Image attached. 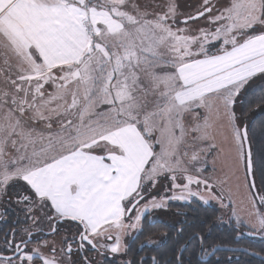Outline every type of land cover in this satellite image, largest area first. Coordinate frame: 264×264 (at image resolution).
Segmentation results:
<instances>
[{"label": "snow or ice", "instance_id": "1", "mask_svg": "<svg viewBox=\"0 0 264 264\" xmlns=\"http://www.w3.org/2000/svg\"><path fill=\"white\" fill-rule=\"evenodd\" d=\"M153 8L139 0H0V196L18 184L24 213L0 242V264H92L87 251L128 256L146 225L160 223L155 210L193 198L232 207L237 225L264 232L256 184L259 173L264 185V155L256 159L234 110L241 90L264 75V0H230L215 14L203 0L183 21L207 17L196 29L175 26L176 0ZM41 122L47 131L32 126ZM221 143L232 162L204 176ZM161 178L170 186L153 195ZM241 187L246 221L235 211ZM197 239L203 248V235L188 232ZM155 243L146 235L139 249ZM120 264L161 261L146 253ZM170 264H185L179 250Z\"/></svg>", "mask_w": 264, "mask_h": 264}, {"label": "flooded vegetation", "instance_id": "2", "mask_svg": "<svg viewBox=\"0 0 264 264\" xmlns=\"http://www.w3.org/2000/svg\"><path fill=\"white\" fill-rule=\"evenodd\" d=\"M18 187L19 185L17 184L8 188L9 193L7 192V194H9V196L7 195L5 196L4 199L6 202L2 203L0 207V242H2L5 232H10V229L12 227L17 226L13 223L14 221H16L18 218L20 220H23L24 213L23 211H21V205H18L15 200L17 198L15 193L17 192ZM9 200H11L12 202ZM170 204L176 206H172L171 209L170 207H167V209L165 210L166 212L165 215L159 216L157 214H153L159 218L160 220L159 224H156L151 227H148L146 225V230L144 234H148V232L152 230L158 231V229H162V231L155 232L151 235L152 238L156 241V243L153 245L145 246L144 251H141L139 249L140 241L144 239V237L142 239V237L140 236L139 239L135 240L132 243L131 245L132 251L128 254V256H124L121 254L113 255L111 253H105L101 255L94 251H87L83 255H87L92 260V264H120L121 260H127L133 257L136 260H139V258L141 256H144L146 253L149 257L153 254H157L158 259L161 261V264H170V262L174 259L173 251L175 252L176 250L177 253V250H179L180 252L181 250L180 245L186 244V248L183 249L181 252V254L185 258V264H189V259L188 256L186 255L189 254L190 247H192L193 250H197V254L195 258L199 262V264H251V261L249 262V258L256 259L264 263L263 260L257 259L247 254L244 251L216 250L213 255L209 256L210 252L213 250L215 246H224V247H232V248H244L249 251L259 253L264 257V253H262L260 247L252 245V243L257 240H261L264 242V238L255 231H252L244 226H238L234 224L232 226L234 228L235 234L234 236H232L233 239L231 240L232 243L234 244L228 245V244L216 243L212 245H207L206 243H204L203 248H201L198 239L195 242H191L187 240L188 232H190L189 231L190 228H188L187 225L191 223L190 216L187 213L190 210V205H192L193 208L194 207L196 208V206H201V205L207 206V205H204L203 203L194 200L190 202L170 203ZM201 211H203L202 207H200V212ZM37 215H39V213H37ZM181 222H184L185 225V233L183 235H180L177 232V229L181 227ZM19 226L22 227L23 224ZM195 226H197L196 223L194 224V227ZM37 227L41 228L43 232H47L48 230V225L46 222H42L38 224ZM67 227H69L68 224L62 223L60 225L61 232H63L64 228ZM43 232L37 233L36 235L40 236V238H45ZM248 232L254 233L258 235V237H250L246 235V233ZM164 233H167L166 236L168 238H166ZM17 238H19V235ZM183 239L184 241L179 244V241ZM249 241H251V243H248ZM205 250H207L209 253L207 256L204 255Z\"/></svg>", "mask_w": 264, "mask_h": 264}, {"label": "trees", "instance_id": "3", "mask_svg": "<svg viewBox=\"0 0 264 264\" xmlns=\"http://www.w3.org/2000/svg\"><path fill=\"white\" fill-rule=\"evenodd\" d=\"M257 80L258 82L247 88L239 98V106L236 113L242 121V126L246 125L248 128L253 154L256 159L259 160L260 156L264 155V105H260L258 103V99L261 94V90L264 89V78L262 79L259 77ZM256 184L259 188L264 190V185L261 184L259 173L257 174ZM172 206L176 205H171L169 203L168 207H170V209ZM200 207L203 209L201 212ZM187 214L190 216L191 224H193V226L195 223L197 224L194 228H190L189 231L196 230L201 233L204 237V243L207 245L216 243L228 245L234 244L231 241L233 239L232 236L235 234L233 226L225 225L218 221V211L215 207L201 205L193 208L192 205H190V210ZM160 231H162V229H158V231L152 230L149 231L148 234L141 235V237L143 239L146 235H152L153 233ZM166 238L168 237L166 236ZM183 241L184 239L179 241V244ZM248 243H251V241ZM252 245L260 247L262 253H264L263 241H254ZM173 253L175 256L176 250L175 252L173 251ZM196 254L197 250H193L192 247H190L189 254L186 255L188 256L190 264H199L195 258ZM250 261L251 264H264L256 259L249 258V262Z\"/></svg>", "mask_w": 264, "mask_h": 264}, {"label": "rangeland", "instance_id": "4", "mask_svg": "<svg viewBox=\"0 0 264 264\" xmlns=\"http://www.w3.org/2000/svg\"><path fill=\"white\" fill-rule=\"evenodd\" d=\"M139 2L142 5H148V10H159V9H154L153 6L155 4H160L162 3V0H139ZM203 0H176V3L178 4V16H177V20H176V27L179 28H184V27H189V28H193L196 29L197 27H206V20L207 17H205L202 20H197L195 22H189V24H184L183 21L185 19L186 16L189 15H193L196 11V9L202 4ZM230 0H212V5H213V14L216 13V11L218 9H222L224 7H227L229 4ZM218 46V45H217ZM260 78H264V75H261ZM259 77L254 78L253 80H251L239 93V95L236 97V101H235V105H234V110L235 112H237L238 110V106H239V98L241 97V95L243 94V92L251 87L252 84L258 82ZM201 114V116L204 113L203 109H199L198 110ZM237 114V113H236ZM195 113H190L187 114L185 116V121L186 123H193V117H194ZM240 126H242V121L241 119L239 120ZM39 126H42L41 128L44 129V125H40L37 124ZM56 125H53V130H55ZM46 130V129H45ZM221 147H223L224 152L220 155L219 159H215L214 162V158L217 157V153L219 152V148L214 151L211 155H208L206 158V164L204 165L206 167V171L203 172L204 176H208V175H222L224 172L227 171V165L230 164L232 162V152H231V148L230 145L228 143H221L220 144ZM158 150V149H157ZM200 165H197V167H199ZM240 182L241 184L243 183V173H240ZM23 183V182H21ZM165 185H169L170 186V181L167 178H161L159 181V185L156 191L153 192V195H156L158 192H163L164 191V186ZM233 191L235 192V181H233ZM9 193V191H8ZM245 194H246V189H244L243 187H241L239 189V192L236 193V195L234 196V200H235V211L237 213V215H239L241 217L242 221H246L248 219V214L251 211V209L249 208L247 201L245 200ZM5 196H0V207L1 204L6 202L5 201ZM7 196H9V194H7ZM17 200V198L15 199ZM14 200V201H15ZM192 200L194 201H198L200 203H203V201L198 200L197 198H193ZM191 200V201H192ZM11 201V200H9ZM12 202V201H11ZM185 201H170V203H184ZM204 204V203H203ZM205 205V204H204ZM213 206L217 209L218 211V221L225 224V225H237L236 222V218L232 215L233 213V208L229 207L227 209H223L221 208V206L219 205V203H217L216 201H212L209 204H207V206ZM23 206L21 205V208ZM167 209V208H166ZM166 209H160V210H155L153 214H157L159 216H163L166 214L165 210ZM261 211H264V209H261ZM238 226H244L252 231H255L250 225L245 224V223H241ZM256 233L260 234L263 238H264V232H257Z\"/></svg>", "mask_w": 264, "mask_h": 264}, {"label": "water", "instance_id": "5", "mask_svg": "<svg viewBox=\"0 0 264 264\" xmlns=\"http://www.w3.org/2000/svg\"><path fill=\"white\" fill-rule=\"evenodd\" d=\"M246 235L250 236V237H258V235L254 234V233H251V232H248L246 233ZM213 249L216 250H229V251H244L246 252L247 254L257 258V259H260V260H263L264 261V257L262 255H257L255 252H252V251H249L247 249H244V248H232V247H224V246H215ZM183 249L180 250V253L182 252ZM215 251H211L209 256L213 255L215 253Z\"/></svg>", "mask_w": 264, "mask_h": 264}, {"label": "crops", "instance_id": "6", "mask_svg": "<svg viewBox=\"0 0 264 264\" xmlns=\"http://www.w3.org/2000/svg\"><path fill=\"white\" fill-rule=\"evenodd\" d=\"M260 76H261V74H257L256 77H260ZM256 77H254V78H256ZM254 78H253V79H254ZM253 79H252V80H253ZM2 86H3L2 81H0V87H2ZM49 90H51V89L49 88ZM37 124H40V125L42 124V125L45 126V124H44L43 122H41V123H37ZM37 124L32 125V126H34L37 130L47 131V130H45V127H44V129H42V128H41L42 126H39V125H37ZM7 151H8V152H13V149L9 146L8 149H7Z\"/></svg>", "mask_w": 264, "mask_h": 264}]
</instances>
